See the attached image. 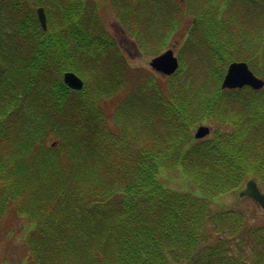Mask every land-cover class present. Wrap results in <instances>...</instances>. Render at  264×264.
Here are the masks:
<instances>
[{"label":"trees","instance_id":"1","mask_svg":"<svg viewBox=\"0 0 264 264\" xmlns=\"http://www.w3.org/2000/svg\"><path fill=\"white\" fill-rule=\"evenodd\" d=\"M137 2L112 0L143 51L180 43L165 88L130 73L106 0H0V219H22L19 264H264V223L215 207L250 178L264 191V88H222L234 60L264 79V0ZM120 89L113 128L101 102ZM206 118L230 128L198 139ZM176 171L189 186H173Z\"/></svg>","mask_w":264,"mask_h":264},{"label":"rangeland","instance_id":"2","mask_svg":"<svg viewBox=\"0 0 264 264\" xmlns=\"http://www.w3.org/2000/svg\"><path fill=\"white\" fill-rule=\"evenodd\" d=\"M140 10H145L147 7H150L152 5H155V0L149 1V0H138L137 2ZM157 5V3H156ZM163 9H170L168 4H163ZM185 21L191 22L194 18V14L190 13L188 10H185ZM103 16L107 25V28L112 33V35L118 40V43L122 42L123 39L126 41V45L123 46V49L121 48L122 52L125 54L126 58L129 60V62L132 64L130 67V73L137 75V71L141 72V77L145 76L148 77L150 73L151 75H156L159 79V83L162 88H165L169 84V80L166 75L160 74L157 71H155L151 66L149 65V60L152 57V54L147 53L146 51H143L140 47V52L137 54L136 58H132L129 55V52L126 50L127 48H131V52H134L136 47L134 46V41L131 38L130 35H127V32L123 28V25H121V22L118 19V16L116 14V11L114 10L112 0H106V4L103 8ZM152 17L156 19L157 17L161 18V15H159L157 12H153ZM144 20L147 21V23H150L148 13H146L143 16ZM153 23V22H152ZM158 23V22H156ZM221 26H225L221 24ZM126 32V33H125ZM178 38V36L174 37L173 39ZM129 39V40H126ZM119 45V44H118ZM139 46V45H138ZM175 54L178 55L180 43H176L172 45ZM55 48V47H54ZM53 48V49H54ZM55 51V50H54ZM56 53V51H55ZM109 56H116L115 52H108ZM179 57V55H178ZM180 59V58H179ZM128 73V70L125 69ZM62 72V71H61ZM95 78V77H94ZM124 89H120V91L112 92L111 95H107L105 99L102 100V107L104 108L107 118V124L110 126L112 124V127L114 126L112 111L114 110L115 106L117 105V102L122 98L125 94ZM109 120V122H108ZM204 124L210 127V124L213 126V131L208 132L207 135L204 137L198 138H211L215 135V131L218 129H226L230 128L229 123H220L217 120L206 118L204 119V122H198L197 125L194 126L192 129V134L195 135V131L198 125ZM114 128V127H113ZM53 130V129H52ZM54 131V130H53ZM55 132V131H54ZM49 142H51L54 139V136L52 134L48 135ZM61 137V136H60ZM57 138V137H56ZM197 138V137H196ZM59 141L57 140L56 145H58ZM174 182L173 186L185 188L188 185V183H185L184 177L182 174L176 171V174L174 173ZM229 205H238L246 210V213L249 215L251 223H264V208L260 206L258 203H256L253 199L247 196H241L239 193L232 194L228 193L223 196H221L218 201L215 203V207H224ZM8 212L5 213L3 218L0 219V264H19L21 259L24 258L25 253L28 252V247L25 244L24 240V232L20 227V224L22 222V219L18 217V212H15V209L13 207L8 208Z\"/></svg>","mask_w":264,"mask_h":264},{"label":"water","instance_id":"3","mask_svg":"<svg viewBox=\"0 0 264 264\" xmlns=\"http://www.w3.org/2000/svg\"><path fill=\"white\" fill-rule=\"evenodd\" d=\"M37 16L44 30L48 28L47 14L44 6L37 7ZM173 47H168L159 54L150 59L149 64L159 71L161 74L171 75L180 66V60L174 53ZM64 82L73 89L80 90L84 87L85 81L81 76L73 70H66L63 73ZM250 85L253 88H264V79L257 75L249 64L244 60H234L227 68L226 74L222 80L224 88H237ZM210 132V127L204 124L197 126L195 137L201 138ZM241 196L251 197L256 203L264 208V191L261 189L255 178H250L238 192Z\"/></svg>","mask_w":264,"mask_h":264},{"label":"flooded vegetation","instance_id":"4","mask_svg":"<svg viewBox=\"0 0 264 264\" xmlns=\"http://www.w3.org/2000/svg\"><path fill=\"white\" fill-rule=\"evenodd\" d=\"M126 33V32H125ZM128 35V34H127ZM132 38V37H131ZM133 39V38H132ZM126 40H129V39H126ZM45 41V40H44ZM133 41H134V46L136 47V49H135V51L134 52H131V48H127L126 50L129 52V55H130V57H132V58H136L137 57V54L140 52V48H139V46H138V44L136 43V41L133 39ZM119 45H120V48H122L123 49V46H125L126 45V41H125V39H123L122 40V42H120L119 43ZM56 47L54 48V50L56 51V54H57V56L58 55H61V46H60V43L59 42H57L56 43V45H55ZM165 49V48H164ZM164 49H162L161 51H163ZM122 51V50H121ZM160 51V52H161ZM159 53V52H158ZM157 53V54H158ZM122 54H123V56L126 58V56H125V54L122 52ZM156 55V54H155ZM128 60V59H127ZM129 61V60H128ZM149 62H150V60H149ZM130 63V62H129ZM132 65V64H131ZM56 70H57V73L60 75L61 74V62H60V60L59 59H57V61H56ZM233 89V88H232ZM56 105H58V106H60V100H59V98H57V100H56ZM210 127H211V132L214 130L213 129V126L210 124Z\"/></svg>","mask_w":264,"mask_h":264}]
</instances>
